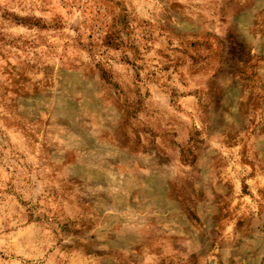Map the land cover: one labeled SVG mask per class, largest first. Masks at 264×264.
<instances>
[{"label": "clouds", "instance_id": "1", "mask_svg": "<svg viewBox=\"0 0 264 264\" xmlns=\"http://www.w3.org/2000/svg\"><path fill=\"white\" fill-rule=\"evenodd\" d=\"M0 264H264V0H0Z\"/></svg>", "mask_w": 264, "mask_h": 264}]
</instances>
